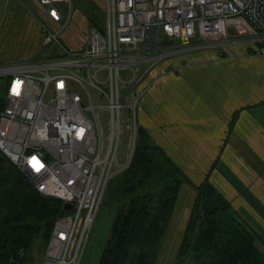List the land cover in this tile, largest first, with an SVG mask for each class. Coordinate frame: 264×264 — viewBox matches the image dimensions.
I'll return each instance as SVG.
<instances>
[{
	"label": "built area",
	"instance_id": "2783aa9c",
	"mask_svg": "<svg viewBox=\"0 0 264 264\" xmlns=\"http://www.w3.org/2000/svg\"><path fill=\"white\" fill-rule=\"evenodd\" d=\"M43 43L62 52L45 60L8 62L0 148L42 194L72 203L52 226L40 264H80L114 171L130 162L142 78L171 53H152L164 39L180 48L264 52V0H105L104 27H89L76 47L63 42L75 20L71 0H36ZM241 39V40H239ZM173 46V47H176ZM131 72L124 79L122 70ZM125 108L133 125L128 155L118 162ZM109 117L102 144L98 113Z\"/></svg>",
	"mask_w": 264,
	"mask_h": 264
},
{
	"label": "trees",
	"instance_id": "16d2710c",
	"mask_svg": "<svg viewBox=\"0 0 264 264\" xmlns=\"http://www.w3.org/2000/svg\"><path fill=\"white\" fill-rule=\"evenodd\" d=\"M81 8L89 26L102 30L99 6L85 1ZM0 80L1 111L5 77ZM184 183L196 191L171 264H264L261 235L237 214L208 173L193 183L142 124L136 125L134 150L119 174L117 193L108 184L118 206L98 264H157ZM63 213L62 200L40 193L0 151V264H39L34 253L42 252L55 218ZM36 244L43 247L33 252Z\"/></svg>",
	"mask_w": 264,
	"mask_h": 264
},
{
	"label": "crops",
	"instance_id": "0c3cea01",
	"mask_svg": "<svg viewBox=\"0 0 264 264\" xmlns=\"http://www.w3.org/2000/svg\"><path fill=\"white\" fill-rule=\"evenodd\" d=\"M86 1H92L99 7H104L105 3V0ZM98 3H102L101 6ZM41 9L36 0H0V66L8 62L38 60L37 54L45 48L43 32L36 16ZM71 45L74 46L73 43ZM173 46L176 45L169 46V56H173L172 61H169V65L174 66L172 71H176L189 56H192L191 61L201 59L202 65L198 70L185 69L190 76L184 75L181 79L171 76L165 80L168 73L163 75V72H160L161 76L159 75L155 82L161 85L162 89L163 85L168 86L174 81L183 86L184 92L181 96L179 92L171 93L169 88L166 94L168 97L161 98L162 89H153L147 99L152 105L151 119L140 124L153 136L157 125L167 122L169 128L171 125L175 127L176 120L183 121L182 124L186 125L184 130L191 125H216L221 127L220 130L222 125L233 126L230 136L217 133L216 150L209 149L210 152H206L203 157L191 158L194 163L192 170L186 166L185 168L179 161L180 135L172 136V145L165 144L161 134L154 136V139L184 168L193 183H199L208 173L209 180L230 200L237 214L244 218L264 241V52L253 53L243 44H234L229 47L232 57H228L229 54L221 53L215 48ZM167 67L170 66L165 68L170 72ZM195 71L199 73V79L191 75ZM226 86L229 91L224 90ZM195 92L199 93V99L195 98ZM171 98L177 101L182 99V104L187 108L185 112L179 111L182 115H174L175 105L171 104ZM166 100L174 111L171 117L164 118L165 113L171 112L169 106L161 104ZM161 106L167 110L161 111ZM142 110L143 106L140 111ZM184 113L189 115V119L187 115L184 118ZM181 143L187 145L185 139H182ZM190 156L193 157V154ZM199 172H202L200 176ZM182 188L163 246L172 238L179 244L190 213L196 190L188 183ZM114 215L112 208L104 209L101 205L93 221L81 264H98L107 240L101 231L106 222L110 225Z\"/></svg>",
	"mask_w": 264,
	"mask_h": 264
},
{
	"label": "rangeland",
	"instance_id": "374dc122",
	"mask_svg": "<svg viewBox=\"0 0 264 264\" xmlns=\"http://www.w3.org/2000/svg\"><path fill=\"white\" fill-rule=\"evenodd\" d=\"M86 1V0H84ZM72 2V7L75 10V20L73 21V23L71 24V26L63 33L62 35V40L64 43H66L67 45L69 44H74V46L76 47L78 44H80L82 41H84V37L87 33V30L89 28V24L87 21V18L85 16L84 11L81 8V4H82V0H71ZM100 6L102 3H98ZM105 5V3H104ZM103 6L99 7L103 13V22L104 23V7ZM39 27H40V22H39ZM41 29V28H40ZM241 40V39H239ZM72 41V42H71ZM71 42V43H70ZM46 46H51V47H46ZM45 48H43L37 55L38 60H45L47 58H50L51 56H56L58 54H60L62 52V48L59 47L58 45H46ZM170 45H162L159 44L158 47H156V49H152L150 52L152 53H162L164 51H170L171 48L169 47ZM215 49H219V52L224 53V54H229L228 57H232V53L229 51V48L225 50L224 49H220V48H215ZM196 55V54H195ZM165 56L163 59L159 60L156 65H155V75H145L139 85V90L140 92H142L144 89L145 92L143 94L142 99L139 101V107L140 109H142L143 106V110L138 112V119L139 122H148V120H150L151 118V114H152V105L151 102L148 99V95L149 93L154 89H162L161 85H158V83L155 82V80L160 77V72L164 75L166 73H168L166 75V77L164 78L169 79L171 76L174 77L175 79H181L183 78L184 75H188L189 74L186 73L185 69H197L202 65L201 59H195L193 61H191V57L189 56V58L185 59L180 66L177 67L176 71H172V69L174 68L173 65H169V61H172L173 56ZM227 57V56H225ZM198 60V61H197ZM197 61V62H194ZM213 63V62H212ZM166 66H170L167 67L168 70L170 72H168L165 68ZM162 70V71H161ZM156 71L158 72V74H156ZM177 73H181L180 75H176ZM198 72L195 71V73L192 72L191 75H193V77H195L196 79H199L198 77ZM122 75L124 77V79H129L131 77V72L128 69H123L122 70ZM160 75V76H159ZM1 76V75H0ZM4 77V76H3ZM158 85V86H157ZM0 86H1V80H0ZM170 88L171 93L174 92H179L181 93V96L184 92V88L182 85H178L177 83H175L174 81H172L171 83H169L168 86L163 85V89L161 91V93H163V95H161V98H166L168 97L166 94L168 92V89ZM225 91H229V88L226 86L224 88ZM202 93V92H201ZM196 96L195 98L199 99V93L195 92ZM160 98V99H161ZM176 101V103L174 101ZM170 102L172 105H175V111L173 110V107L169 104L167 100L165 101V103H161L164 106H169L171 108V112L170 113H165L163 115L164 118L166 117H171L172 116V112L174 111V115L179 114L182 115L179 111L181 112H185V110H187V108L185 107V105L182 104V99L179 98V100H175L174 98L170 99ZM207 102V101H206ZM162 110H167L166 108H164L163 106H161V111ZM185 115H187V119H189V115L184 113V118ZM121 118H122V125H121V134H120V144H119V152H118V162H123L126 155H128L129 150H130V146H131V141H132V128L133 125L131 123V120L129 118V115L126 111L125 108L122 109L121 112ZM98 122H99V126L102 132V144L103 146H106L107 141H108V137H109V117H108V113L106 110L101 109L98 113ZM177 122V123H176ZM175 127H173V125H171V127L169 128L170 125H167V122H163L160 125H157L158 128L156 131H154V136L156 135H163V139L162 141L168 145H172V136L173 135H180L181 139L179 140L180 142V151L181 152V157H180V162L184 165V167H188L189 170L193 169L194 163L191 161V158H198V157H203L204 155H206V152H210L211 150H216V139H217V133H223L224 136H230L232 134V127H229V125H222V130H220L219 126L216 125H191V127H188L186 130L185 127L186 125H183V121H179L176 120ZM139 123V124H140ZM149 126V125H148ZM218 129V130H216ZM236 134L238 135L239 133L236 132ZM246 134V133H245ZM244 135V133H243ZM240 136V135H239ZM157 138V137H156ZM170 139V140H169ZM182 139L186 140V144L187 145H182L181 141ZM204 144V146H203ZM189 146V147H188ZM194 149V150H193ZM210 149V151H208ZM1 151V150H0ZM2 152V151H1ZM193 154V157H191L190 155ZM185 167V168H186ZM121 170L118 171H114L109 182L112 186V191L117 193L118 191V180H119V174H120ZM203 172V171H202ZM202 172L198 173V176H200V174ZM108 182V184H109ZM107 184L105 192L104 193V197L102 200V207H104V209H108V208H112L113 211L115 212L117 206H118V202L111 199V197H109V185ZM186 183L183 184V186ZM183 189V188H182ZM114 194V193H113ZM115 196V195H114ZM107 211V210H106ZM185 216L183 217L184 220ZM111 224L112 221L110 220V225L109 223H105L104 224V228L102 229V234L106 235V239L108 238L109 235V231L111 228ZM46 246V244H45ZM43 246H41V244L38 247V244H36V247L34 249L33 252H36L37 250L41 249ZM95 248V247H94ZM178 248V241H174L173 238L168 242V243H164V246L161 250V254L158 258V263L157 264H171L172 260L174 259V251L176 252ZM44 250V248H43ZM39 251L37 254H35V258L37 259V262H40L41 259V255L43 253ZM174 250V251H173Z\"/></svg>",
	"mask_w": 264,
	"mask_h": 264
},
{
	"label": "bare ground",
	"instance_id": "6f19581e",
	"mask_svg": "<svg viewBox=\"0 0 264 264\" xmlns=\"http://www.w3.org/2000/svg\"><path fill=\"white\" fill-rule=\"evenodd\" d=\"M45 11V9L44 8H42L41 10H40V12H44ZM104 13H105V5H104ZM106 15V14H105ZM37 16V15H36ZM39 21V20H38ZM104 22H105V16H104ZM89 27H91V26H89ZM103 27H104V23H103ZM160 44H161V42H160ZM48 45H50V44H48ZM53 45H57V44H55V43H53ZM44 46H46V45H44ZM69 46H71V47H74V46H72L71 44H69ZM59 55V54H58ZM57 56V55H56ZM51 57H54V56H51ZM52 58H50V60H51ZM30 61V60H29ZM18 63H21V62H18ZM156 65V64H155ZM143 97V96H142ZM142 99V98H141ZM140 111V107H139V109H138V111H137V115H136V125H138L140 122H139V119H138V112ZM136 125H135V128H136ZM135 137H136V129H135ZM135 144V143H134ZM0 150L4 153V155H6V153L0 148ZM7 156V155H6ZM13 164H15V163H13ZM19 169H20V167L17 165V164H15ZM28 178V177H27ZM45 195V194H44ZM49 196V195H48ZM53 197V196H52ZM56 198V197H55ZM59 199V198H58ZM60 200H62V199H60ZM63 201V200H62ZM64 203H66V202H63V205H64ZM68 203H70V202H68ZM72 204V203H71ZM101 205H102V203H101ZM73 206V205H72ZM101 207V206H100ZM70 209H72V207L70 208ZM100 209V208H99ZM69 210V209H68ZM98 212V211H97ZM97 214V213H96ZM96 216V215H95ZM95 219V218H94ZM47 244V243H46ZM87 246V245H86ZM45 248H46V246L44 247V250H45ZM85 249H86V247H85ZM44 250H43V252H44ZM84 252H85V250H84ZM84 255V254H83ZM39 264H40V262H39ZM81 264V263H80Z\"/></svg>",
	"mask_w": 264,
	"mask_h": 264
},
{
	"label": "water",
	"instance_id": "95a60500",
	"mask_svg": "<svg viewBox=\"0 0 264 264\" xmlns=\"http://www.w3.org/2000/svg\"><path fill=\"white\" fill-rule=\"evenodd\" d=\"M64 209L65 210H68V209H70L71 207H72V204L71 203H68V202H66V203H64Z\"/></svg>",
	"mask_w": 264,
	"mask_h": 264
}]
</instances>
